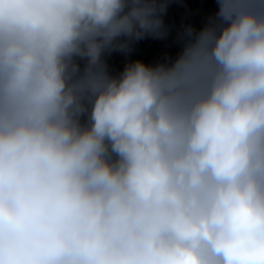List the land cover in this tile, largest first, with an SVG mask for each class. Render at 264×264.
<instances>
[{
  "label": "clouds",
  "instance_id": "obj_1",
  "mask_svg": "<svg viewBox=\"0 0 264 264\" xmlns=\"http://www.w3.org/2000/svg\"><path fill=\"white\" fill-rule=\"evenodd\" d=\"M213 2L0 0V264H264V0Z\"/></svg>",
  "mask_w": 264,
  "mask_h": 264
},
{
  "label": "trees",
  "instance_id": "obj_2",
  "mask_svg": "<svg viewBox=\"0 0 264 264\" xmlns=\"http://www.w3.org/2000/svg\"><path fill=\"white\" fill-rule=\"evenodd\" d=\"M176 5L179 4L185 12L191 16L193 27L199 30L207 22L208 18L214 13L216 5L213 0H175ZM146 50L149 53L157 55L175 56L179 47L176 43L168 39H154L151 37L145 38ZM136 59H143L146 63L153 61L150 54L142 53ZM109 70L113 75H118L123 66L117 61V56L112 53L107 56Z\"/></svg>",
  "mask_w": 264,
  "mask_h": 264
},
{
  "label": "rangeland",
  "instance_id": "obj_3",
  "mask_svg": "<svg viewBox=\"0 0 264 264\" xmlns=\"http://www.w3.org/2000/svg\"><path fill=\"white\" fill-rule=\"evenodd\" d=\"M117 56V61L119 59V63L124 67L126 63L133 61L135 59V55L137 50H132L130 54L122 53V52H113ZM121 53V54H120ZM120 56V58H119Z\"/></svg>",
  "mask_w": 264,
  "mask_h": 264
}]
</instances>
